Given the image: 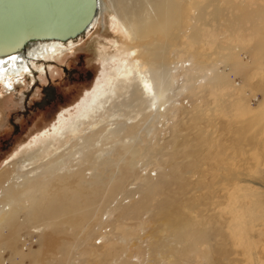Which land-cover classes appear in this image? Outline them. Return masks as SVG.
Segmentation results:
<instances>
[{"label": "rangeland", "instance_id": "obj_1", "mask_svg": "<svg viewBox=\"0 0 264 264\" xmlns=\"http://www.w3.org/2000/svg\"><path fill=\"white\" fill-rule=\"evenodd\" d=\"M101 1L104 10L91 35L54 58H36L24 80L0 85V176L13 172L8 183L28 180L23 190H29L34 171L68 159L85 143L100 142L108 149L140 134L137 155L117 166L122 153L116 150L101 183L85 172L88 162L75 161L71 172L48 179L59 185L64 180L67 188L30 192V200L38 195L42 201L37 209L46 199L47 213L57 215L45 227L52 249L39 234L28 235L23 221L29 220L30 205L22 203L18 230L27 245H19L21 254L7 249L0 264H264V156L258 154L264 153V134L257 138L264 126V0H175L184 22L194 12L193 1L198 7L205 2L206 12L216 9L218 17L198 22L197 44L184 41L188 51L196 48L205 69L192 74L199 88L196 108L180 121L178 131L171 130L166 149L158 146L165 128L159 110L146 103L142 109L123 106L139 97L119 94L104 113L91 114L105 100L112 77L125 68L140 69L133 52L139 45L111 1ZM144 15L142 7L137 21ZM248 20L251 25L244 26ZM170 50L169 56L179 58L173 64H181L165 67L170 96L160 112L168 111L167 117L181 104L178 94L191 98L174 86L181 71L194 67L191 61L182 63L189 59L186 54ZM160 64L153 63L155 68ZM212 77L215 84L206 86ZM240 99L252 110L263 109L258 118L241 117ZM184 104L189 107V100ZM48 143L54 145L50 151ZM220 144L225 148H216ZM147 176L155 188L147 186ZM82 185L84 198L76 191ZM0 249H6L2 241Z\"/></svg>", "mask_w": 264, "mask_h": 264}, {"label": "bare ground", "instance_id": "obj_2", "mask_svg": "<svg viewBox=\"0 0 264 264\" xmlns=\"http://www.w3.org/2000/svg\"><path fill=\"white\" fill-rule=\"evenodd\" d=\"M110 1L113 9L115 10L117 18H119L120 22L125 26L126 31H128L132 40L139 45V49H135L133 52L136 55L135 59L137 61H140V69L135 71L132 68H125L123 71L118 72V77H112L108 81V89L103 93V97H105V100L99 102L98 106L92 109L91 114L96 115L97 112L104 113L102 111H105L107 107L106 105H112L114 102H117L119 100V94H123L124 97L127 98H131L133 96L139 97V99H137L135 103L127 99V104L123 103V106L133 105V108L138 107L139 109L144 108V103L151 107L155 106V110H159L158 113L160 117L165 118L164 125L162 126L165 127L164 129H162V132L165 133L163 135V133L160 132L161 136L158 139V141L160 140V144L158 146L160 149H166L167 147L171 146V130L174 129L175 131H178L180 121L188 119V116H190L188 112L191 111L193 107L196 108L195 102L198 98L199 88L195 85L196 76L194 77V75L192 76V74L197 73L198 70L204 68V64L198 63L199 56L198 54H196V48L195 52L188 51V48L185 47L184 41L191 40V45L197 44L198 34L196 30L198 28V22H203L208 17H210L212 20H216L218 17V11L214 9V12L212 10L210 12H206V10L203 9V7L205 6V2L204 4H202V6L200 5V7H198L195 3H199L198 0H194L195 2L193 1L190 5V10L194 12L193 14L188 13V22H184V15L181 16L180 6L178 3L175 2V0ZM185 2H189V0H186ZM50 5L56 8V12H54V15L52 17L47 13L39 14L37 17V22L42 23L43 26L59 25V28H64L66 31H70L76 26V24L81 21L79 20L80 17H78V15H75V12L74 14L70 15L68 10H66L72 9L71 7L73 5L67 0H53ZM142 7H144L145 15L138 22L137 13ZM102 10H104V4L101 0H98V9L96 12V16L91 23V26L87 29H84L78 35L66 37L64 39L63 37L31 39L24 48L14 53H11L5 57H1L0 85L6 84L14 79L17 80L25 78L27 71H32L31 63H34L36 61V58L45 56H50L51 58H54V56L63 53L65 49H71L74 45L84 40L86 36L91 35L93 32L92 30L96 28L99 23ZM247 15L248 12L244 14V17H247ZM17 16L21 18L20 15ZM248 23L249 20L247 23L244 24V26ZM185 26L187 27L186 30H184ZM187 32L190 35L187 36ZM163 39L168 40L170 42L173 41L175 42V45L173 47H169L171 44H162ZM170 49H174L175 51L180 52V54H186L189 59L192 58V60H184L182 61V63L191 61L194 67H192V69H186L184 71H181L180 76L178 79H176V84L174 86L177 87L179 91L181 88H183L185 92H187L191 96V98L187 95L185 96L178 94V97L182 98V100H179L181 101V104H177L173 108L174 113L167 117L165 115L168 114V111L167 113L160 112V109L162 107H165L166 104L169 103L167 97L170 96V87L168 86L170 76L167 70H169L170 66L175 67L178 66L177 64H181V62L173 64V62H175L179 58L175 55L172 57L169 56V52L171 51ZM154 62L161 63L160 65H158L159 68L154 67ZM166 66L167 70L165 68ZM212 78L213 79L210 78V80L208 81L209 83L206 86L215 84V77ZM206 80L207 79L205 78L204 82ZM202 81L203 80H201V82ZM187 84L191 85L188 86ZM7 88H10V86L6 85V89ZM13 88L14 86H11V90ZM262 89L264 90V86H262ZM185 99L189 100V107L185 106ZM238 102L240 105L238 108L240 111H242L241 117L243 119L246 116L247 119L248 117L258 118L261 111L263 110L259 109V112H257L256 110H252L249 104L241 105V99L238 100ZM165 110L166 109L164 108V111ZM92 115L88 116V118H91ZM121 115L122 114H117V117L122 118ZM191 115L195 116V112H193ZM170 120L173 121L171 122ZM245 122L247 121L244 120V123ZM219 129L220 126H218L217 131ZM239 130L240 132L242 131L241 128ZM78 131L79 130H76L75 133H77ZM259 133V135H261L262 133L264 134V126L261 125ZM138 135L140 134H135L133 138H123L121 141L118 142V144L112 145L108 149H103L102 145H100V142H98L99 145H96L92 141L85 143L74 154H71L68 159L61 160L60 162H53L49 167H44L43 169L34 171L30 180H33V182L35 183H33L29 190H23L25 188L26 183H28V180H24L23 183H21L20 181L8 183L13 179V172H5L4 174H2L0 176V241L5 244L6 249H0V258L3 257V252H5L7 249H9L12 253H16L19 250V253L21 254V249H19V245H27L28 240H25L26 238L22 240L19 236L18 230L20 226V213L23 210L22 203L26 206L30 205V212L28 213L29 220L26 222L23 221V226L27 229L28 235L32 238L34 235L39 234L38 237L41 236L43 240L46 241L47 248L52 249L54 242L51 240L52 236L45 232V227L51 225V221H53L54 217H57V215L53 210L51 214L47 213L45 209V207L48 206L46 199L43 200L45 204H42V206L44 207L37 209V205L41 204L42 201L39 199L38 195L35 199L30 200V192L38 194L39 192L47 193L48 190H53L54 192L58 193L59 191L67 188V186L69 185L65 183L64 180L59 185L58 182H56L55 184L51 182L49 183L48 179L55 176L60 178L58 174L66 175V173L70 171L69 169L71 167V163L75 161L83 163L88 162L86 163L87 165L85 172L88 173V176L92 182L101 183L104 179H106L103 174L107 171V164L112 162V157L116 150H119L122 153L119 162L116 164L117 166L121 163H125L128 157L134 158L137 155V143L140 140V137H138ZM242 136H244V134ZM259 137L257 138L261 139L262 135ZM53 147L54 145L52 143L46 144V149L48 151H50ZM216 148L222 150L225 147L224 145L220 144ZM221 153H223L222 155H224L223 151ZM260 153L262 156H264V153L262 151L258 152V154ZM93 156H95V159L92 163L90 162V160L93 158ZM194 156L195 155L190 154L189 158H192ZM66 177L67 176H64L63 178ZM147 177L149 178L147 186L150 188H155V186L150 183L151 177ZM76 191L81 194V198H84L86 191L83 188V185ZM22 194L23 198H21ZM82 203L85 204L87 202L82 201ZM62 218H64V220H67L68 216H63ZM98 238L104 239V236L102 234H99ZM106 240H109V236L106 237ZM6 263L8 264L9 260L3 262V264Z\"/></svg>", "mask_w": 264, "mask_h": 264}, {"label": "water", "instance_id": "obj_3", "mask_svg": "<svg viewBox=\"0 0 264 264\" xmlns=\"http://www.w3.org/2000/svg\"><path fill=\"white\" fill-rule=\"evenodd\" d=\"M67 1L73 5L72 9L66 10L70 15L75 12L81 20L70 31L59 28V25L43 26L37 22L39 14L47 13L51 17L54 15L56 8L50 5L53 0H0V58L24 48L31 39H64L78 35L90 27L96 16L98 0Z\"/></svg>", "mask_w": 264, "mask_h": 264}, {"label": "flooded vegetation", "instance_id": "obj_4", "mask_svg": "<svg viewBox=\"0 0 264 264\" xmlns=\"http://www.w3.org/2000/svg\"><path fill=\"white\" fill-rule=\"evenodd\" d=\"M22 80H24V78L17 79V81H15V83L20 82V81H22ZM14 87H15V86H14Z\"/></svg>", "mask_w": 264, "mask_h": 264}]
</instances>
